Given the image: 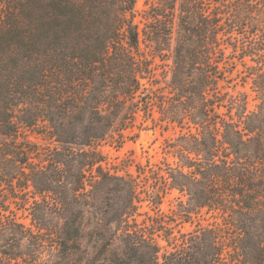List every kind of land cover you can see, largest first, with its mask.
Segmentation results:
<instances>
[{"label": "trees", "instance_id": "obj_1", "mask_svg": "<svg viewBox=\"0 0 264 264\" xmlns=\"http://www.w3.org/2000/svg\"><path fill=\"white\" fill-rule=\"evenodd\" d=\"M138 1L0 0V264H264V0ZM148 126L177 134L140 190L98 147Z\"/></svg>", "mask_w": 264, "mask_h": 264}, {"label": "rangeland", "instance_id": "obj_2", "mask_svg": "<svg viewBox=\"0 0 264 264\" xmlns=\"http://www.w3.org/2000/svg\"><path fill=\"white\" fill-rule=\"evenodd\" d=\"M139 10L145 8V0H139L137 3ZM244 67L238 66L239 76L235 74V79L233 85L229 88L232 93L245 92L248 94L249 99V109H254L256 100L254 99V92L251 89L250 78L245 77L246 72H243ZM151 125V122H149ZM176 131L173 129L165 130L164 128L157 127L151 128L148 126L145 129L139 130L135 129L131 133L130 137L125 141V143L118 147L116 143L103 144L99 146V151L103 153L106 158L104 166L107 169L118 171L120 175H124L127 178L134 177L139 183V189L143 190L146 188L148 183L151 182V179H148L145 174H140L137 172V166H141L148 174H150V168L154 166L162 167L165 164V161L171 160L169 155L166 153V145L176 136ZM144 171V170H143ZM144 195V194H143ZM179 198L184 197L176 190L170 191L165 195L163 203L161 204V212L165 214V220L177 219L178 217L174 214V211L179 207ZM142 215L138 216V220L142 222L144 219H147L148 215L157 216L154 206L144 202L140 209ZM18 217L21 221L30 224V218L27 217V212L17 211ZM97 214L96 213H87L85 216V226L83 228L84 232V245L89 249L90 256L93 255L94 246L97 241L93 233V230L97 224ZM214 218L210 217L207 213H201L200 215H193L191 218L186 221L183 219L178 220V224L174 228V235L180 236V232L189 233L197 229L198 225L207 226L209 223L213 222ZM175 225V224H173ZM158 243L161 246V254L164 255L167 251L171 250V246L162 239L158 238ZM44 258H49L48 255H45ZM161 259V258H160Z\"/></svg>", "mask_w": 264, "mask_h": 264}]
</instances>
